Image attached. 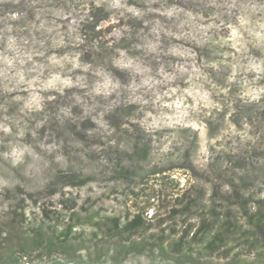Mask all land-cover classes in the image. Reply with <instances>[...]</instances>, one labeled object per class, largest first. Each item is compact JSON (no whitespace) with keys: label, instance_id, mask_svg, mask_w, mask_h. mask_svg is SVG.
<instances>
[{"label":"rangeland","instance_id":"rangeland-1","mask_svg":"<svg viewBox=\"0 0 264 264\" xmlns=\"http://www.w3.org/2000/svg\"><path fill=\"white\" fill-rule=\"evenodd\" d=\"M222 104L228 115L216 143L206 120ZM234 105H253V121L236 127ZM121 122L140 124L153 163L176 158L180 134L197 132L203 182L219 170L224 180L240 177L226 162L253 134L251 166L264 167V0H0V193L61 188L76 173L88 183L68 192L123 215L121 188L101 174L107 154L130 147L133 131L112 129ZM251 177L264 198V171ZM175 230L153 219L135 240L165 238L167 247L183 227ZM173 260L146 250L120 264Z\"/></svg>","mask_w":264,"mask_h":264},{"label":"trees","instance_id":"trees-1","mask_svg":"<svg viewBox=\"0 0 264 264\" xmlns=\"http://www.w3.org/2000/svg\"><path fill=\"white\" fill-rule=\"evenodd\" d=\"M252 108L233 106L230 115L238 117L236 127L253 121ZM227 115L222 104L206 120L209 138L216 143L221 140ZM126 125L111 123L116 132H133L130 147L107 154L101 174H110L121 188L128 212L107 214L90 202L80 201L66 190L87 185L76 173L67 174L69 180L61 188L49 184L41 193L19 185L5 188L0 193V264H120L126 255L146 250H157L176 264H264V198L248 186L251 173L264 171V167L251 166L257 149L255 135L245 147L230 152L226 162L238 165L243 176H230L227 181V172L219 170L222 175H211L203 182L195 164L197 132L184 130L180 134L183 148L176 158L168 155L153 163L151 148L140 134L143 128L140 124ZM189 132L191 136H187ZM212 164L208 167L211 174L216 171ZM218 167L222 169V165ZM153 219L160 225L171 224L174 233L179 225L183 230L167 247L165 238L152 244L137 242V235ZM244 251L254 259L242 258Z\"/></svg>","mask_w":264,"mask_h":264}]
</instances>
